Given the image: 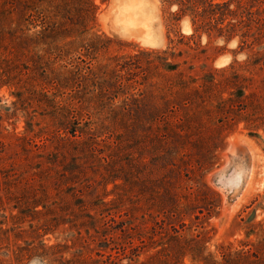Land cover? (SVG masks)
<instances>
[{
  "label": "rangeland",
  "instance_id": "rangeland-1",
  "mask_svg": "<svg viewBox=\"0 0 264 264\" xmlns=\"http://www.w3.org/2000/svg\"><path fill=\"white\" fill-rule=\"evenodd\" d=\"M32 1L0 0V264H264V117L253 136L246 121L256 112L264 116V48H251L239 36L192 35L189 18L175 19L176 6L160 0H145L154 17V41L140 32L125 35L116 30L113 13L121 0H93L97 10L91 33L103 39L96 58L79 49L74 54L78 60L96 65L114 55L163 49L173 41L176 53L183 51L179 61L186 62L180 68L187 73L202 75L205 69L224 67L252 79L241 98L246 120L221 131L228 134L224 145L202 176L191 168L190 179L173 171L164 177L156 171L158 164L148 163L141 165L136 180L129 175L136 173L131 162V169L128 165L119 172L125 180L103 183L98 175L103 167L95 159H72L60 147L57 137L63 131H55L42 93L48 89L50 61L46 44L33 37L41 26L32 15L34 21L30 19L26 6ZM254 53L263 56L256 65L251 63ZM53 64L58 67L60 62ZM210 132L168 138L165 148L191 150L195 164V154L218 141L220 135ZM185 140L189 142L183 145ZM231 141H239L238 155L222 174L243 169L237 186L224 184L223 175L220 183L210 179L228 162V153L236 155ZM98 142L93 150L98 157L108 147L118 150L113 137ZM122 144L124 154L118 155L123 165L132 155L162 149L158 139L133 132ZM73 160H87L82 174ZM174 199L179 205L172 211ZM186 200L191 201L188 207ZM160 202L167 210H157Z\"/></svg>",
  "mask_w": 264,
  "mask_h": 264
},
{
  "label": "trees",
  "instance_id": "trees-1",
  "mask_svg": "<svg viewBox=\"0 0 264 264\" xmlns=\"http://www.w3.org/2000/svg\"><path fill=\"white\" fill-rule=\"evenodd\" d=\"M59 1L33 0L26 7L31 21H38L41 26L33 37L47 46L50 69L45 84L48 89L42 93L48 99L55 131H63L57 138L61 140L62 150L65 148L64 153L72 159H83L87 155L91 157L88 159H95L97 166L103 167V172L98 173L99 182L103 183L125 180L119 172L126 170L128 165L131 169V162L136 173L130 171L129 175L136 180L141 178V165L148 163L158 164L156 171H163L164 177L173 171L178 178L183 173L190 179L191 168L201 176L211 169L218 159L215 151L222 149L228 135H221V131L246 120L241 114L244 108L241 98L252 79L235 70L228 72L224 67L205 69L202 75L187 73L180 68L186 62L179 61L183 51L176 53L175 47L170 45L173 41L163 49L144 48L132 56L114 55L108 62L96 65L78 60L74 54L79 49L93 59L100 49L102 36L91 33L97 6L93 0ZM160 1L169 7L176 6L175 19L189 18L192 35L213 33L226 39L239 36L242 43L249 40L251 48H264V0ZM233 2L234 6L230 7ZM182 40L180 36L178 42ZM262 58L260 53H254L251 63L256 65ZM54 62H60L58 67L51 66ZM205 67L203 64L202 68ZM226 88L230 91L224 96ZM263 117L261 112H256L246 120L250 136L256 135L255 130L261 126ZM211 129L220 135L216 137L218 141L202 153H196L195 164L191 150L165 148L168 138H187L213 132ZM131 132L151 135L158 139L162 149L132 155L127 165H123L118 154H124L123 137ZM103 136L115 138L113 145L116 144L118 150L115 152L108 147L104 157H98L93 150ZM188 142L185 140L182 144ZM87 160L71 163L82 174ZM117 161L119 164L115 165ZM173 204L172 211L179 205L176 200ZM190 204L191 201L186 200L185 205ZM167 208L163 202L157 205L158 211Z\"/></svg>",
  "mask_w": 264,
  "mask_h": 264
},
{
  "label": "bare ground",
  "instance_id": "bare-ground-1",
  "mask_svg": "<svg viewBox=\"0 0 264 264\" xmlns=\"http://www.w3.org/2000/svg\"><path fill=\"white\" fill-rule=\"evenodd\" d=\"M117 5V9L115 10L116 7H114L115 11L113 10L117 31L119 30L125 35H131L134 31L140 32L146 39L148 38L149 40L154 41V17L145 0H121ZM229 150L232 152L231 147ZM243 173V169L235 167L231 175L226 177L222 174V181L224 184L226 183L237 186L241 181Z\"/></svg>",
  "mask_w": 264,
  "mask_h": 264
},
{
  "label": "water",
  "instance_id": "water-1",
  "mask_svg": "<svg viewBox=\"0 0 264 264\" xmlns=\"http://www.w3.org/2000/svg\"><path fill=\"white\" fill-rule=\"evenodd\" d=\"M238 142L239 141H232V144H231V147L234 148V150H235V153L234 154H236V155H232L231 153H228V155H227L228 156V162L225 163L222 167L214 170L211 173V175H210V179L211 180H214V181H217L218 183H220V180H221L220 178H221L222 173L225 170H229V168H230V162L233 161V158L238 155L237 154V151H236V149L238 148V145H239ZM246 166H250V164H248ZM243 187H244V184L242 185V187L240 189H242ZM223 189H224V192L227 191V193H232L233 192V191H228L226 188H223ZM239 194L240 193L237 192L235 194L236 196H234V197H237Z\"/></svg>",
  "mask_w": 264,
  "mask_h": 264
}]
</instances>
